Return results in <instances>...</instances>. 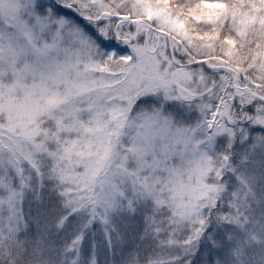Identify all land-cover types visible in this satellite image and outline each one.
<instances>
[{"label": "snow or ice", "instance_id": "1", "mask_svg": "<svg viewBox=\"0 0 264 264\" xmlns=\"http://www.w3.org/2000/svg\"><path fill=\"white\" fill-rule=\"evenodd\" d=\"M0 264H264V0H0Z\"/></svg>", "mask_w": 264, "mask_h": 264}]
</instances>
